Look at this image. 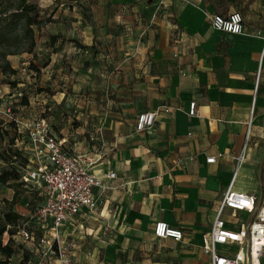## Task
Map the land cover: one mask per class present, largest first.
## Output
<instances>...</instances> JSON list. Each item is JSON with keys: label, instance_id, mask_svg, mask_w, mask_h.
<instances>
[{"label": "crops", "instance_id": "obj_1", "mask_svg": "<svg viewBox=\"0 0 264 264\" xmlns=\"http://www.w3.org/2000/svg\"><path fill=\"white\" fill-rule=\"evenodd\" d=\"M114 2L126 10L125 18L119 7L105 14L101 6L62 7L53 12L60 22L51 37L42 29L36 41L42 50V44L54 38L71 40L75 26L91 36L79 41L87 52L72 53L71 47L67 52L65 42L62 54L50 53L48 71L54 82L62 78L64 82L54 96L49 123L42 120L68 151L96 161L89 169L92 173L101 178L116 173V179L104 178L103 186L94 190L97 214L81 212L64 227V237L76 244L72 260L74 264H210L202 252L203 235L233 174L237 173L235 192L264 199V0ZM235 12L243 17L242 34L213 28L215 15ZM63 21L70 22V28L63 30ZM99 26L105 31L103 44L112 47L109 54L89 52L101 44L94 35ZM25 55L8 58L18 77ZM18 83L17 88H25L30 82L21 77ZM1 92H9V86L0 90V99ZM94 92L112 94V102L106 104L111 112L104 110L96 119L85 103L91 97L86 94ZM191 103L196 104L194 117L189 116ZM29 104L16 107L17 128L4 114L5 104L0 105L8 147L25 158L31 152L21 138L22 125L37 121ZM159 108L154 127L136 132L138 115ZM73 109L80 110L76 130L70 124L75 115L67 116ZM213 157L215 163H207ZM6 189L4 198L11 201L14 190ZM223 220L235 228L250 216L238 214L235 219L227 210ZM158 222L180 229L184 239L156 238Z\"/></svg>", "mask_w": 264, "mask_h": 264}, {"label": "built area", "instance_id": "obj_2", "mask_svg": "<svg viewBox=\"0 0 264 264\" xmlns=\"http://www.w3.org/2000/svg\"><path fill=\"white\" fill-rule=\"evenodd\" d=\"M212 26L222 33L240 35L243 33V17L238 12L227 17L215 15ZM261 72L260 65L257 83ZM161 111L159 108L139 114L136 132L150 131ZM164 111L169 112L168 109ZM4 114L18 123L11 109ZM196 115V104L191 103L189 116ZM20 135L26 139L31 156L25 158L22 154H17L7 166L14 167L20 174L21 181L43 197V203L31 218L40 227L50 228L52 231L51 238H43L41 242L51 253L57 255L54 264H74L72 256L76 244L62 235V229L81 212L88 216L97 214L98 200L94 190L103 186L104 178L116 179V173L108 172L103 178L92 173L89 169L96 161L68 151L65 143L54 136L44 120L22 125ZM215 161L214 157L207 159L209 164ZM236 177L235 172L209 231L203 235L202 252L209 257L210 264H263L264 199L260 201L253 195L235 192L233 184ZM227 210L231 211L235 219L238 214H246L250 216V220L237 222V226L231 228L223 220ZM17 233L23 242L35 241L33 232L25 225L18 227ZM153 234L158 239H173L177 242L184 239L180 229L172 228L164 222L156 223Z\"/></svg>", "mask_w": 264, "mask_h": 264}, {"label": "rangeland", "instance_id": "obj_3", "mask_svg": "<svg viewBox=\"0 0 264 264\" xmlns=\"http://www.w3.org/2000/svg\"><path fill=\"white\" fill-rule=\"evenodd\" d=\"M133 3H136L133 0ZM147 4L153 3L154 0H144ZM30 3L36 4L41 12L43 14L40 15L42 24L40 25L39 29H36V41H39L40 38V31L43 29L44 35L49 39L50 32L53 30L52 28L54 25H57L58 22L53 17V12L57 11L59 9L63 8H72L75 6H82L84 10L95 8V7H104L102 10V13H106L107 9L112 8V10H115L117 12V7L121 6L118 3L114 2V0H29ZM121 9V7H119ZM109 11V10H108ZM125 9H121V12L119 15L121 18H125L127 14L124 12ZM90 15V14H89ZM84 17H87L88 14H84ZM91 16V15H90ZM105 16V15H104ZM110 20L112 19V14L109 15ZM118 17L114 15L113 20L116 21ZM89 20V19H88ZM45 21V22H44ZM90 21V20H89ZM109 21V20H108ZM70 22H62V29L65 30V28H70L68 25ZM74 28V26H71ZM76 30H73L74 37L71 40H66V37L61 36L57 37L55 40H50L49 42L52 43L51 49L49 48V42L47 41L45 44L43 43L41 48L42 50L38 49L37 44L33 51V53H22L27 54L25 55L26 64L23 67L22 71L18 70V73L21 75L18 77V75L14 76H4L2 74V77H0V90L5 89L9 86V92H1L2 98L0 99V105L5 104V109L8 108L11 109V112L13 115L15 113H19L17 110V106L20 104H23L24 99L27 100L28 105L30 106L29 102L32 103V109L34 108L37 112V121L45 119L47 123H49V117L54 114V107H55V94H59L61 87L63 86L64 78L57 79V82H54V78L52 76V73L48 71V65L50 62V53H57L62 54L64 52V49L66 47L65 42L67 43L66 51L69 52L70 47L73 48L72 53L77 52L78 50H81L80 52H87L88 47L84 46L83 44L79 43L80 40L85 38H91V36L88 33H84V28L81 30L79 26H75ZM97 32V33H96ZM94 32L95 38L98 37V41H100L101 44L94 46V52L89 51L91 53H99V54H109L112 52V47L106 44H103L102 39L105 36V31L103 30V27L99 26L98 30ZM59 39L61 44L59 43ZM56 44V45H55ZM71 45V46H70ZM45 46V47H44ZM56 46V47H55ZM33 74V77L31 79L29 78L30 74ZM4 76V77H3ZM13 77V79L11 78ZM24 78V80L29 81L30 83L26 84L28 85L25 88H17L18 80ZM77 91H80L81 89L84 90L82 87H77ZM20 93V96L18 95ZM13 94H15V97L10 98ZM91 95L90 98L85 99L86 105L89 106L90 112L93 114L91 117L101 118L102 113L104 110L106 112H111V109L106 106L110 105L112 102V94L111 92L101 95L99 93H87L86 94ZM86 96V97H87ZM96 96V97H95ZM105 96V98H103ZM17 100V101H16ZM92 101V102H91ZM90 102V103H89ZM59 108V105H57ZM5 110V111H6ZM62 110V109H58ZM71 115L67 116H73L72 122L70 123L72 128L74 130L78 129L81 125V121L76 119V116H78V113L80 110H71ZM66 116V114H65ZM90 116V115H89ZM110 116V115H109ZM15 117V116H14ZM128 115H126V118ZM80 117V119H82ZM12 125H14L15 128H17L18 123L11 121ZM2 124V123H1ZM50 128V127H49ZM2 129V128H1ZM9 140L4 138L2 141H0V173L4 169H8V166H3L4 163H8L11 159V149L8 147ZM14 154V153H13ZM7 186H4L0 184V216L2 213L8 211L9 209H12L13 211L21 214L23 216V219L19 221V227H22L23 225L26 226V228L33 232L35 241L32 243L23 242L21 237L18 235V226L13 228L15 234L13 235L11 241L12 245L16 250V253L10 260V264H54L56 261L57 255L51 253L49 251L47 246H44V243H42V239H50L51 238V230L50 228H42L40 225L35 221V219H32L31 216H33L36 212V210L40 207V205L43 203V197L39 195V192L28 189L26 187H20L18 188V200L15 205L8 206L4 203L6 200L4 197H7L8 190L6 189ZM66 227V226H64ZM63 227V231L61 232L62 235H65V228ZM68 240H71L69 237H65ZM10 237L8 235L4 236V243H8Z\"/></svg>", "mask_w": 264, "mask_h": 264}, {"label": "trees", "instance_id": "obj_4", "mask_svg": "<svg viewBox=\"0 0 264 264\" xmlns=\"http://www.w3.org/2000/svg\"><path fill=\"white\" fill-rule=\"evenodd\" d=\"M40 15L39 7L30 3L29 0H0V72L4 76L17 74V70L12 68L11 62L8 60L9 57L22 53H33L36 47L35 28L39 29L43 22ZM23 105H28L26 99H24ZM1 128L0 121V141L7 136V131ZM14 156L17 154L11 155L8 165L11 164ZM0 184L14 190L13 199L4 201L8 206L16 204L19 196L18 188L31 189L21 181L20 174L12 166L0 173ZM22 219L23 216L12 209L0 216V264H10L11 258L16 253L11 239L15 234L13 228L19 227V221ZM5 235L10 237L6 244L4 243Z\"/></svg>", "mask_w": 264, "mask_h": 264}]
</instances>
